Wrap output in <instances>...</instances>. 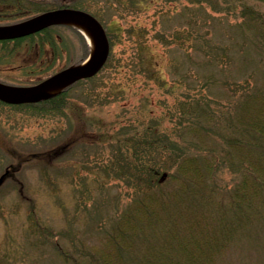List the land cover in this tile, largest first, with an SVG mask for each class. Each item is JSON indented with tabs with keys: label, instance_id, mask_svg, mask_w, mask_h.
Here are the masks:
<instances>
[{
	"label": "rangeland",
	"instance_id": "rangeland-1",
	"mask_svg": "<svg viewBox=\"0 0 264 264\" xmlns=\"http://www.w3.org/2000/svg\"><path fill=\"white\" fill-rule=\"evenodd\" d=\"M70 2L101 22L109 55L62 114L0 102V264H264V195L249 176L243 197L230 191L241 163L262 172L261 148L218 134L264 110V0ZM56 3L10 10L17 20ZM56 32V49L0 48V81L26 86L77 62L79 37ZM177 144L215 155L212 178L183 181ZM147 164L165 174L159 188Z\"/></svg>",
	"mask_w": 264,
	"mask_h": 264
},
{
	"label": "trees",
	"instance_id": "trees-1",
	"mask_svg": "<svg viewBox=\"0 0 264 264\" xmlns=\"http://www.w3.org/2000/svg\"><path fill=\"white\" fill-rule=\"evenodd\" d=\"M254 19H261L262 15H260V17L258 15L253 16ZM264 17V16H263ZM263 21V19L261 20ZM249 23V22H248ZM262 24V23H261ZM63 27V28H67L70 29L74 32L75 35H77L80 39V52H81V58L77 60V62L83 60L88 53V48H87V44L85 42L84 37L82 36V34H80L76 29H74L73 27L69 26V25H65V24H56V25H52L49 26L45 29H42L41 31L33 34V35H29L26 38L23 37H19L16 39V41H10L13 39H5V40H0V48L1 51L4 49H10L9 46L11 45H15V43H24V45H27V43H30L32 45L33 41L35 39H38L40 42L42 43H48L49 45L55 47L53 49H56V39L59 37V34L56 32L57 31V27ZM197 38H194V40H196ZM198 40V39H197ZM196 40V41H197ZM262 41V39H261ZM40 49V48H38ZM32 50V49H31ZM55 51V50H54ZM38 52V51H36ZM1 54H4L3 52H0ZM55 53V52H54ZM77 82V81H76ZM71 83L69 85H67L66 87H64L62 90H60L59 92L45 98L39 101H35V102H30V103H25L22 104V106H27L30 109H35L36 111L42 112V113H46V114H51V113H58V114H62L64 112V109L67 108L70 104L69 102V89L76 83ZM253 102L254 99H252ZM258 101V100H257ZM3 103V102H1ZM258 103V102H257ZM255 103V104H257ZM258 109L257 111L253 114V116L248 119V120H244V121H239V124L237 122L238 125L235 126L234 121H227L228 124L227 126H221L220 131H218V134L221 133V137H222V143L226 145H230L231 143H238L239 145H245L248 140L249 141H253L254 143H252L253 146L258 147L259 149L261 148V153L259 155L258 158L259 160L263 159L264 161V110L262 109L261 105H257ZM212 113V112H211ZM203 116V115H202ZM208 117H210V114L207 115ZM207 116L205 117V119H208ZM224 120H226L227 115L223 116ZM203 128H204V124ZM197 127V126H196ZM194 126V129H196L194 132L196 133L197 137H203V133H201L199 131L198 128H196ZM192 129V128H191ZM200 133H199V132ZM208 133V132H206ZM235 135V136H234ZM106 137V136H105ZM110 136L107 135V138H109ZM113 135H111L110 138H112ZM262 140V141H261ZM147 144V141H146ZM223 146V148H224ZM176 150L175 153L173 155L174 159L176 160V163L178 162V166L180 167V175L179 177L182 178V180L184 181V177H193V178H201V181H204V179H209L212 178L211 174L214 173L216 166H218L219 161L216 160L215 155L212 157H207L206 153L204 152V154H202L200 151H194L193 153H188L186 151V147L185 145L181 146L180 144L176 145ZM211 150V149H210ZM188 153V154H187ZM53 154H56V151L53 152ZM217 155L220 156V158H223V154L217 153ZM180 159V160H179ZM203 159V163L202 160ZM204 165V167H203ZM239 167H237L238 169V181L236 184H234L233 188L230 190L232 191V197L234 198V194H236V196H240L243 197L244 196V192H243V187L247 184L248 182V176L251 177V184L253 185V183H255V185L257 186L255 188V192H257L259 195H264V168L262 169L261 172V168L263 165H261L259 167V170H257L259 173V175H256L255 173H253L254 171L249 168L246 165H243L242 163L240 165H238ZM140 170H144V172L146 173V181L148 183V187L149 188H153V187H158V185H160L165 177V174L162 173L159 176H157L158 174V169L153 168L152 166H150L149 164H147L146 166H142ZM188 171H192V174H190ZM199 171V172H198ZM210 173V174H209ZM195 174V175H193ZM189 182H191V180L189 181L188 179H186V186H189ZM258 190L260 192H258ZM229 191V192H230ZM229 196V194L227 195ZM251 200H249V197L247 196L245 198V201L243 203L244 204H248V202H250ZM232 203V208L237 210V209H242L243 205L241 203V201L239 200H234L231 202ZM145 213L148 215L151 212V209L146 206V209H144ZM152 214V213H151ZM184 247V246H183ZM183 263L180 262V260L178 258H176V260L173 261H168L166 262V264H190L189 261L187 260V258H185V260H181Z\"/></svg>",
	"mask_w": 264,
	"mask_h": 264
},
{
	"label": "water",
	"instance_id": "water-1",
	"mask_svg": "<svg viewBox=\"0 0 264 264\" xmlns=\"http://www.w3.org/2000/svg\"><path fill=\"white\" fill-rule=\"evenodd\" d=\"M69 20L83 22L92 30L94 36V41L92 42L94 43V46L92 50L89 45V55L93 53L92 59L85 64L81 62L65 67L31 85L15 86L0 82L1 101L19 104L45 99L57 93L71 82L81 78L90 77L99 71L107 59L109 53V41L105 29L100 21L92 14L81 9H52L16 23L0 25V39H13L28 35L55 23H66L72 25ZM58 82L63 83L59 89L54 92L47 91L51 85ZM6 89H12L14 92L9 93Z\"/></svg>",
	"mask_w": 264,
	"mask_h": 264
},
{
	"label": "flooded vegetation",
	"instance_id": "flooded-vegetation-1",
	"mask_svg": "<svg viewBox=\"0 0 264 264\" xmlns=\"http://www.w3.org/2000/svg\"><path fill=\"white\" fill-rule=\"evenodd\" d=\"M19 1H22V3L24 4V3H27L28 1L32 2V1H38V0H19ZM0 2H3L4 5L10 4L8 7L4 6V7H6L5 10H2V12L0 11V24H6V23L19 21V20H22V19L28 17L25 15H23V16L21 15V17L19 19L14 20L16 18L14 16L17 14V12L11 11L10 8H12V6L16 5L18 0H0ZM56 8H79V7H77L72 2H70V0H57V3L50 9H56ZM7 9H8V11H7ZM42 11H45V10H41L39 12H42ZM12 20H14V21H12ZM33 34H35V33H33ZM33 34H29V35H33ZM29 35L23 36V38H26ZM16 39L17 38H14L13 40H10V41H14V40L16 41ZM37 54L38 53H36L35 55H32V61H34V58H36L38 56Z\"/></svg>",
	"mask_w": 264,
	"mask_h": 264
},
{
	"label": "bare ground",
	"instance_id": "bare-ground-1",
	"mask_svg": "<svg viewBox=\"0 0 264 264\" xmlns=\"http://www.w3.org/2000/svg\"><path fill=\"white\" fill-rule=\"evenodd\" d=\"M69 21H70V23L73 26H75L77 29H79L82 32V34L86 37V39H87V41H88V43H89V45L91 47V50H92L93 49V46H94V43H92L94 41V39H93L94 36H93V32L90 29V27L87 24H85L83 22H80V21H76V20H69ZM91 52H93V51H91ZM92 57H93V53H91L89 55V57L83 62V64L87 63L90 59H92ZM62 85H63L62 82L55 83V84L51 85L47 89V91L54 92L57 89H59ZM6 90L9 93H13L14 92V90H12V89H6Z\"/></svg>",
	"mask_w": 264,
	"mask_h": 264
}]
</instances>
